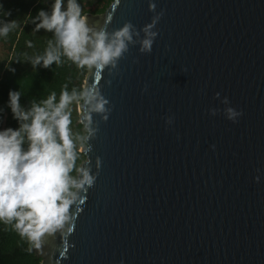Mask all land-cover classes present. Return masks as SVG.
<instances>
[{"label":"water","instance_id":"water-1","mask_svg":"<svg viewBox=\"0 0 264 264\" xmlns=\"http://www.w3.org/2000/svg\"><path fill=\"white\" fill-rule=\"evenodd\" d=\"M153 2L164 15L152 52L130 47L99 79L87 69L84 87L112 106L82 151L99 174L70 209L73 231L33 250L41 264H264V0ZM86 15L112 31L154 13L113 0ZM217 92L243 111L236 123Z\"/></svg>","mask_w":264,"mask_h":264},{"label":"clouds","instance_id":"clouds-1","mask_svg":"<svg viewBox=\"0 0 264 264\" xmlns=\"http://www.w3.org/2000/svg\"><path fill=\"white\" fill-rule=\"evenodd\" d=\"M156 8V3L149 0V11L154 15L139 30L125 22L120 28L106 31L104 26L89 23L80 0H51L48 10L39 9L31 16L33 31L43 29L52 34L51 38L43 53L29 57L27 62L35 71L38 66H59L66 59L77 68L97 70V79L103 69L113 75L130 47L138 45L142 54L152 52L159 33L156 26L164 15L163 10L156 12ZM5 15L11 13L7 11ZM18 26L16 20L0 19V38L8 37ZM31 46L29 41L28 47ZM142 91H147V87ZM215 98L224 105L226 119L236 123L243 115L242 110L231 106L227 96L221 99L217 92ZM20 100V90H9L7 107L18 126L0 127V224L25 240L27 250L32 252L42 249L46 237L73 231L70 209L84 202L83 194L99 174L89 164L78 163L80 152L90 151L89 141L97 135L94 114L106 122L112 106L95 85L69 90L65 84L59 95L51 91L44 98L31 100L27 107ZM75 105L86 108L81 117L82 131L73 128ZM220 111L209 109L213 116ZM3 112L0 108V124ZM165 122L172 125L174 116H168ZM254 179L258 183L260 175Z\"/></svg>","mask_w":264,"mask_h":264},{"label":"trees","instance_id":"trees-1","mask_svg":"<svg viewBox=\"0 0 264 264\" xmlns=\"http://www.w3.org/2000/svg\"><path fill=\"white\" fill-rule=\"evenodd\" d=\"M112 1L105 0L106 3L99 12L103 13ZM80 2L82 4L83 0ZM0 5L3 6L0 8V19L16 20L19 25L8 37L0 38V42L7 43L9 49L7 56L0 61V108L4 109L3 124L0 127L16 128L17 121L7 107L9 90H20V102L27 107L31 100L44 98L51 91H56L59 95L65 84L69 90L84 87L87 68H77L65 59L59 66L52 65L47 69L38 66L34 71L27 62L29 57L42 54L51 38L52 34L43 29L37 33L33 31L35 25L31 23V16L34 17L39 9L48 10L51 0H0ZM7 11L11 13L8 17L5 15ZM84 12L87 11L84 9ZM29 41L32 42L31 47H28ZM80 115V105H75L73 128L82 131ZM84 160L85 155L80 152L78 163L81 164ZM28 247V243L10 227L0 224V264H41L42 258L33 251L29 252Z\"/></svg>","mask_w":264,"mask_h":264},{"label":"rangeland","instance_id":"rangeland-1","mask_svg":"<svg viewBox=\"0 0 264 264\" xmlns=\"http://www.w3.org/2000/svg\"><path fill=\"white\" fill-rule=\"evenodd\" d=\"M105 3V0H83L82 7L87 11L86 13L101 14L99 11L103 8ZM8 52V44L0 42V61L7 56Z\"/></svg>","mask_w":264,"mask_h":264}]
</instances>
